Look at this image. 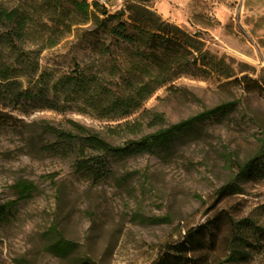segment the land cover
Masks as SVG:
<instances>
[{
	"label": "rangeland",
	"instance_id": "1",
	"mask_svg": "<svg viewBox=\"0 0 264 264\" xmlns=\"http://www.w3.org/2000/svg\"><path fill=\"white\" fill-rule=\"evenodd\" d=\"M137 1L196 35L233 77H179L117 122L76 112L12 113L23 124L0 129V205L9 206L0 219V264H152L201 226H207L201 227L204 244L193 256L200 264H216L227 255L229 234L226 219L206 225L218 212L264 228V179L241 184L233 196L215 198L237 165L264 144V86L243 91L264 80V0H107L106 6L114 12ZM104 61L91 54L86 41L73 37L40 56L41 67L56 74L69 73L75 65L102 70ZM226 103L234 108L181 139L170 154L113 159L112 173L96 184L74 175L68 160L40 149L42 141H51L41 137V121L64 128L72 120L121 145ZM153 113L163 116L162 126L146 124ZM137 122L143 123L140 134L123 130ZM22 182L34 189L19 199ZM60 239L72 244L67 253L56 246ZM260 242L245 264H264Z\"/></svg>",
	"mask_w": 264,
	"mask_h": 264
},
{
	"label": "trees",
	"instance_id": "2",
	"mask_svg": "<svg viewBox=\"0 0 264 264\" xmlns=\"http://www.w3.org/2000/svg\"><path fill=\"white\" fill-rule=\"evenodd\" d=\"M70 37L86 41L91 54L105 60L102 70L75 65L69 73L56 74L41 67V54ZM211 74L225 80L233 77L224 60L208 52L196 35L163 20L141 1L111 12L96 0H0V129H17L23 124L12 116L16 111L76 112L117 122L138 112L159 88L179 77ZM261 85L263 79L251 82L243 91L251 93ZM233 108L234 103L219 105L121 145L111 144L72 120L64 128L41 121L40 135L51 141H42L40 149L68 160L74 175L96 184L112 173L113 159L168 155L181 139ZM147 120L149 127L164 123L157 113ZM142 126V122L125 124L123 130L138 135ZM263 179L264 144L237 165V172L216 190L215 198L233 196L241 191V184ZM17 189L22 199L34 188L22 182ZM8 209V205H0V219ZM219 219L227 220L229 234L227 255L216 264H245L262 246L264 228L249 218L237 220L226 211L218 212L206 225ZM201 227L190 229L152 264H200L193 254L204 244ZM56 246L67 253L72 244L60 239Z\"/></svg>",
	"mask_w": 264,
	"mask_h": 264
},
{
	"label": "built area",
	"instance_id": "3",
	"mask_svg": "<svg viewBox=\"0 0 264 264\" xmlns=\"http://www.w3.org/2000/svg\"><path fill=\"white\" fill-rule=\"evenodd\" d=\"M96 1H98L99 3H101L102 5H104L105 7H107V6H106V1H107V0H96Z\"/></svg>",
	"mask_w": 264,
	"mask_h": 264
}]
</instances>
